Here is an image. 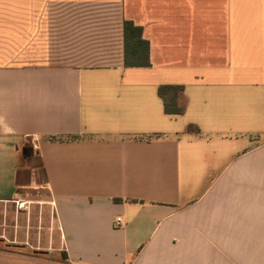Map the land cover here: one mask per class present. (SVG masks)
Segmentation results:
<instances>
[{
  "label": "crops",
  "instance_id": "obj_1",
  "mask_svg": "<svg viewBox=\"0 0 264 264\" xmlns=\"http://www.w3.org/2000/svg\"><path fill=\"white\" fill-rule=\"evenodd\" d=\"M0 40V203L60 238L0 236V264H264V0H0Z\"/></svg>",
  "mask_w": 264,
  "mask_h": 264
},
{
  "label": "rangeland",
  "instance_id": "obj_2",
  "mask_svg": "<svg viewBox=\"0 0 264 264\" xmlns=\"http://www.w3.org/2000/svg\"><path fill=\"white\" fill-rule=\"evenodd\" d=\"M23 37L19 55L28 62L31 61L29 43L27 35ZM3 50L8 51V56L4 58L2 64L11 65L14 62L13 44H5V41L0 40V52ZM16 59L19 58L16 56ZM5 235L16 243H30L38 249L50 250L60 246L58 225L47 205L42 208L39 204H34L23 213L18 212L14 204L0 203V236Z\"/></svg>",
  "mask_w": 264,
  "mask_h": 264
},
{
  "label": "trees",
  "instance_id": "obj_3",
  "mask_svg": "<svg viewBox=\"0 0 264 264\" xmlns=\"http://www.w3.org/2000/svg\"><path fill=\"white\" fill-rule=\"evenodd\" d=\"M125 39V64L128 67H146L149 62V43L142 38V28L135 26L133 22L124 24ZM184 87L181 85H163L158 93L164 102L165 112L169 115H182L186 111L183 100ZM198 130L190 125L188 131ZM55 139V138H53Z\"/></svg>",
  "mask_w": 264,
  "mask_h": 264
},
{
  "label": "built area",
  "instance_id": "obj_4",
  "mask_svg": "<svg viewBox=\"0 0 264 264\" xmlns=\"http://www.w3.org/2000/svg\"><path fill=\"white\" fill-rule=\"evenodd\" d=\"M16 206L18 209H26L27 208V203L24 202L23 200L20 199V197H18V199L16 200ZM121 223V219L117 220V224L119 225Z\"/></svg>",
  "mask_w": 264,
  "mask_h": 264
}]
</instances>
